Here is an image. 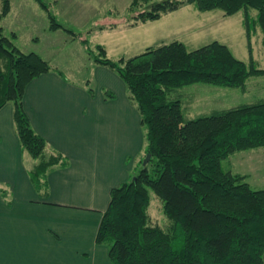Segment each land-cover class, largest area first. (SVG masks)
I'll use <instances>...</instances> for the list:
<instances>
[{
	"label": "trees",
	"instance_id": "trees-1",
	"mask_svg": "<svg viewBox=\"0 0 264 264\" xmlns=\"http://www.w3.org/2000/svg\"><path fill=\"white\" fill-rule=\"evenodd\" d=\"M137 2L129 6V26L186 4L200 11L222 9L226 15L242 10L249 60L217 39L193 49L174 39L115 60L96 45L95 62L115 70L137 102L147 129L146 153H151L135 178L111 189L96 240L109 245L113 264H264V188L251 187L244 174L224 170L221 163L236 151L264 146V97L187 117L180 98L170 95L198 82L244 89L251 76L264 74L252 40L259 30L264 44V0H158L135 13ZM8 9L5 0L3 15ZM51 20L52 29L61 26ZM1 61L0 108L14 103L21 144L40 159L30 171L40 187L61 155L45 158L47 141L31 126L23 96L29 82L52 66L34 51H21L0 31ZM151 191L162 201L169 227L180 228L178 244L168 230L151 222Z\"/></svg>",
	"mask_w": 264,
	"mask_h": 264
},
{
	"label": "crops",
	"instance_id": "crops-1",
	"mask_svg": "<svg viewBox=\"0 0 264 264\" xmlns=\"http://www.w3.org/2000/svg\"><path fill=\"white\" fill-rule=\"evenodd\" d=\"M168 15L112 30L161 28ZM52 64L23 96L31 126L47 141L45 155H61L40 187L30 176L40 159L21 144L14 103L0 108V264H113L109 245L96 240L99 224L111 189L136 174L147 129L116 71L97 63L91 75L100 85L89 88L91 76L78 82ZM231 171L264 188V146L231 154Z\"/></svg>",
	"mask_w": 264,
	"mask_h": 264
},
{
	"label": "rangeland",
	"instance_id": "rangeland-1",
	"mask_svg": "<svg viewBox=\"0 0 264 264\" xmlns=\"http://www.w3.org/2000/svg\"><path fill=\"white\" fill-rule=\"evenodd\" d=\"M131 1L42 0V5L37 0H8L9 9L3 15L5 0H0V31L21 51L38 53L51 66L54 63L59 69L67 71L75 81L83 82L84 76H91L89 88L100 85L95 75H91L94 71L98 72V68H95L98 65L95 57L99 55L97 44H102L107 56L115 60L122 56H133L148 46L174 39L184 41L190 49L217 39L228 44L237 57L249 60L242 10L226 15L222 9L200 11L192 4H186L170 12V16L167 14L166 23L161 28L155 26L156 28L144 31L140 29L120 36L112 29L121 23L132 22L128 19ZM155 1L158 0H138L132 5V10L136 13L150 7ZM50 15L60 27L51 28ZM260 33L258 30L253 36V54L259 66L264 67V44L261 37L258 38ZM4 63L1 61L0 67ZM246 85L247 88L242 89L198 82L182 86L170 95L180 98L186 116L195 117L264 97V74L251 76ZM145 156L146 153L139 164L135 165L136 174L143 167ZM239 161L242 162L241 159ZM221 163L224 170L231 171V155ZM135 176L134 174L131 179ZM150 193L152 201L148 212L151 222L168 230L174 235L175 244H178L182 237L180 228L169 227L171 221L162 210V201L153 191Z\"/></svg>",
	"mask_w": 264,
	"mask_h": 264
},
{
	"label": "water",
	"instance_id": "water-1",
	"mask_svg": "<svg viewBox=\"0 0 264 264\" xmlns=\"http://www.w3.org/2000/svg\"><path fill=\"white\" fill-rule=\"evenodd\" d=\"M150 158H151V153H149V152L146 153V156L143 159V164L145 165L149 161ZM133 178H135V177H133Z\"/></svg>",
	"mask_w": 264,
	"mask_h": 264
}]
</instances>
